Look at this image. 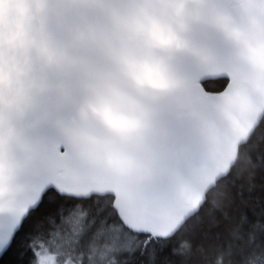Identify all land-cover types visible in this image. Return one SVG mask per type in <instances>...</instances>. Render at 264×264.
Listing matches in <instances>:
<instances>
[{"label": "snow or ice", "instance_id": "obj_1", "mask_svg": "<svg viewBox=\"0 0 264 264\" xmlns=\"http://www.w3.org/2000/svg\"><path fill=\"white\" fill-rule=\"evenodd\" d=\"M257 170L264 0H0V264H264Z\"/></svg>", "mask_w": 264, "mask_h": 264}, {"label": "trees", "instance_id": "obj_2", "mask_svg": "<svg viewBox=\"0 0 264 264\" xmlns=\"http://www.w3.org/2000/svg\"><path fill=\"white\" fill-rule=\"evenodd\" d=\"M205 88L209 91H218L221 88V80H211L204 83ZM247 166H244V171L242 172L243 178L247 179ZM255 184L256 187L254 191L249 194L245 191L243 195V202L241 198L237 197L236 203L240 205L245 211L248 212L249 216L252 215L253 209L256 212H259L261 205H264V171L257 170L255 174ZM259 198V199H257ZM213 241L209 239H197L196 244L202 245L204 251L201 252L197 248H193L191 258L188 261V264H207V261L213 258Z\"/></svg>", "mask_w": 264, "mask_h": 264}, {"label": "water", "instance_id": "obj_3", "mask_svg": "<svg viewBox=\"0 0 264 264\" xmlns=\"http://www.w3.org/2000/svg\"><path fill=\"white\" fill-rule=\"evenodd\" d=\"M217 79H220V78H219V77H212V76H209V77H207V78L204 80V82L200 85V87H201L202 89H206V88H205V85H204L205 82H208V81H211V80H217ZM206 90H207V89H206ZM207 92L210 93V94H216L217 91H209V90H207ZM221 131H222V130H221Z\"/></svg>", "mask_w": 264, "mask_h": 264}]
</instances>
